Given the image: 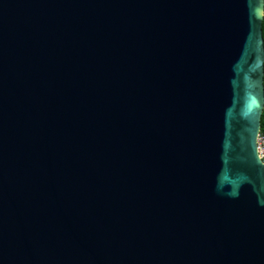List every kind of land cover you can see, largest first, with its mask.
<instances>
[{
    "label": "water",
    "instance_id": "obj_1",
    "mask_svg": "<svg viewBox=\"0 0 264 264\" xmlns=\"http://www.w3.org/2000/svg\"><path fill=\"white\" fill-rule=\"evenodd\" d=\"M264 0H0V264H264Z\"/></svg>",
    "mask_w": 264,
    "mask_h": 264
},
{
    "label": "built area",
    "instance_id": "obj_2",
    "mask_svg": "<svg viewBox=\"0 0 264 264\" xmlns=\"http://www.w3.org/2000/svg\"><path fill=\"white\" fill-rule=\"evenodd\" d=\"M257 145H258L259 156L261 160L264 162V136L261 133L258 137Z\"/></svg>",
    "mask_w": 264,
    "mask_h": 264
},
{
    "label": "trees",
    "instance_id": "obj_3",
    "mask_svg": "<svg viewBox=\"0 0 264 264\" xmlns=\"http://www.w3.org/2000/svg\"><path fill=\"white\" fill-rule=\"evenodd\" d=\"M262 31H263V39H264V19H263V24H262ZM261 134L264 136V110H263L262 119H261Z\"/></svg>",
    "mask_w": 264,
    "mask_h": 264
}]
</instances>
